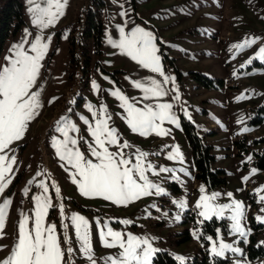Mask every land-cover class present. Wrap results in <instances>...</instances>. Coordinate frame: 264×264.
<instances>
[{
    "label": "rangeland",
    "instance_id": "1",
    "mask_svg": "<svg viewBox=\"0 0 264 264\" xmlns=\"http://www.w3.org/2000/svg\"><path fill=\"white\" fill-rule=\"evenodd\" d=\"M22 2L25 25L7 41L0 65L7 63L6 57L13 55V45L22 40L29 42L25 49L36 36H42L45 42L51 37V41L31 89L39 92L42 107L29 122L23 138L6 150L9 157L15 155L16 163L10 174L12 182L0 195V204L5 199L11 200L5 210V228L0 233V261L11 254L17 242L21 213L34 216L33 197L42 193L39 182L43 180L49 186L52 200L46 223L56 225L62 247L68 246L65 234L71 238L70 246L75 251L71 257L66 254V260L71 259L73 264H89L79 251L70 220L73 213L90 221L96 264H108L106 258L120 251L103 246L99 228L104 227L154 238L151 242L158 252H168L175 260L177 255L184 256L183 263L205 253L214 257L212 242L207 239L212 236L217 243L223 240L242 250V255L226 252L223 258L231 264L236 261L264 264V244L261 243L264 223L256 219L264 215L261 211L264 201L260 200L264 191H257L264 188V169L256 164L258 155L264 152V60L254 58L248 63L264 47V0H68L64 15L46 29L32 23L28 0ZM90 11L98 12L102 20L100 46L94 37L84 42L80 36ZM120 27L126 34L136 27L152 33L163 73L174 78L164 85L168 95L143 100L142 89H137L133 82L145 83L150 79L163 82V77L143 68L115 46L121 39ZM246 37L259 39L250 47H233ZM72 40L76 42L74 46ZM110 40L115 43H109ZM72 48L75 56L71 54ZM116 89L137 107L146 103H172L179 126L166 121L163 127L170 129L166 136L155 133L141 136L132 132L124 118L125 110L120 107L122 102L111 94ZM89 104L94 106L97 116L92 115ZM102 105L107 106V114L111 116L109 125L118 130L120 143L127 140L131 146L124 149L125 153L139 149L149 153L146 163L153 164L157 172L160 167L177 170L159 175L147 173L167 194H153L123 206L79 193L77 185L72 183L70 166L57 155L53 138L63 139V134L56 131L64 123L62 117L74 123L79 131H70L69 135L78 140L79 150L96 162L87 147L94 138L82 117L94 126L96 119L103 115ZM183 120L193 124L198 136L212 147L215 156L212 167L226 171L224 186L211 189L198 178ZM255 120L261 122L256 124ZM177 147L182 159L170 160L169 153L175 152ZM110 151H118V146H110ZM252 169L257 170L255 174ZM245 176L249 177L247 181L243 179ZM29 181L33 183L29 185ZM53 182L61 189L59 195L55 193ZM201 187L204 193L199 191ZM25 188L29 189L27 195ZM213 192L220 194L214 201L216 204H229L233 200L243 203L242 223L250 229L247 237L231 233L230 211H226L223 218L199 222L203 219L198 215L200 209L196 208L199 197ZM227 193L233 195L229 197ZM181 200L186 202L182 210L173 203ZM61 202L63 216L59 210ZM176 215L180 220L175 219ZM124 219L133 223L124 225L120 222ZM64 224L69 225L67 233Z\"/></svg>",
    "mask_w": 264,
    "mask_h": 264
},
{
    "label": "snow or ice",
    "instance_id": "2",
    "mask_svg": "<svg viewBox=\"0 0 264 264\" xmlns=\"http://www.w3.org/2000/svg\"><path fill=\"white\" fill-rule=\"evenodd\" d=\"M67 2L68 0H40V2L28 0L30 5L28 11L32 14V23L41 29L54 25L64 15ZM121 14L125 15V13ZM119 31L121 39L115 46L143 68L150 69L153 73H158L163 77V82L157 79H150L145 83L133 82L137 89H142L143 100L159 99L168 95L164 85L174 78L163 73L161 57L157 54L158 49L152 33L140 27L132 29L127 34L123 27H120ZM257 39L259 37H246L242 43L233 45V47L237 49L250 47ZM50 41L51 37H48V42H45L42 36H36L29 47L25 49V44L29 42L27 39L22 40L21 43L13 45V55L6 57L7 63L0 65V195L11 184L10 174L16 163L15 155L9 157L6 150L13 142L23 138L29 122L39 114L38 110L42 107L39 92L31 91V89L36 84L43 67L42 61L48 51ZM109 43L115 42L110 40ZM254 58L264 60V47H261L256 57L250 58L248 63H251ZM94 86L98 88V85ZM111 94L122 102L120 107L125 110L124 118L134 133L141 136L153 133L158 136H166L170 134V129L163 127L166 121L179 126L178 117L172 111V103H146L137 107L119 89L112 91ZM176 99L179 100L178 95ZM93 107L91 104L88 105L95 117L98 113L93 111ZM101 110L103 115L96 119L94 126L89 124L87 118L82 117L84 123L88 125L90 135L94 138L93 142L87 144V147L90 157H94L96 162L87 158L77 147L78 140L69 135L70 131H79L74 123L65 121V118L62 117L61 120L64 123L57 127L56 131L63 134V139L53 138V146L57 155L60 160L70 166L71 180L77 185L79 193L84 197H101L123 206L153 194H167L160 184L149 179L147 173L152 172L154 175H159L162 172L171 173L177 170L160 167L157 172L153 164L146 163L149 153L139 149L134 153H125L124 149L130 148V144L127 140L121 144L118 130L109 125L111 116L107 114V106L102 105ZM110 146H118V151H110ZM168 158L170 160L182 159L178 147L175 152L169 153ZM248 159L250 160L251 157ZM178 171H183V169ZM256 171V169H252L253 174ZM37 175L39 176L41 173H37ZM243 179L247 181L249 177L245 176ZM28 183L31 185L33 181ZM39 187L42 188V193L33 197L34 216L21 213L22 219L18 224L17 242L11 250V254L0 261V264H73L71 259L66 260V254L71 257L75 251L70 246L71 238L65 234L64 241L68 246L62 247L56 225L46 223L48 211L52 207L49 186L42 180L39 182ZM53 187L55 193L59 195L61 191L59 186L53 182ZM28 191L29 189L25 188V195ZM199 191L204 193L205 189L201 187ZM257 191H264V188L257 189ZM219 195V193L213 192L211 195L205 194L199 197L196 208L200 209L198 215L203 218L199 222L203 224L204 221L212 220L214 217L223 218L225 212L230 211L228 218L232 221L231 233L247 237L250 234V229H247L242 223L243 203L233 200L229 204H216L214 201ZM227 195L231 197L233 194L227 193ZM260 200L264 201V195L260 196ZM173 203L177 204L181 210L186 206V202L183 200L173 201ZM10 204V199H5L3 204H0V233L5 228V210ZM59 210L63 216L64 204L62 202L59 204ZM261 211L264 212V209ZM175 219L180 220V216L176 215ZM256 219L264 223V215H259ZM70 220L75 230L81 255L89 261V264H96L91 243L90 221L78 213H73ZM30 221L31 227H29ZM120 222L124 225L133 223L130 219ZM96 223L99 225L100 221L97 220ZM63 227L67 233L69 225L64 224ZM99 236L104 247L120 249L117 255L106 258L108 264H153V256L158 252L151 242V239L154 238L150 239L147 236H138L130 232L124 233L113 230L111 227L99 228ZM197 239L200 237L197 236ZM207 239L212 242L211 254L213 256L223 257L226 252L243 254L239 247H234L231 243H225L223 240L217 243L212 236H208ZM261 243L264 244V241ZM185 259L184 256H176V260L181 264ZM236 264H240V261H236Z\"/></svg>",
    "mask_w": 264,
    "mask_h": 264
},
{
    "label": "trees",
    "instance_id": "3",
    "mask_svg": "<svg viewBox=\"0 0 264 264\" xmlns=\"http://www.w3.org/2000/svg\"><path fill=\"white\" fill-rule=\"evenodd\" d=\"M24 25V4L22 0H0V57L9 38L17 35ZM102 26L99 13L90 11L87 16L85 27L80 34L81 38L86 42L94 37L97 46H100L103 31ZM75 43V40H72L73 46ZM86 45L87 43L84 44V46ZM71 54L75 56L73 48L71 49ZM71 61L73 62L72 58ZM84 61L88 63L87 60ZM260 122L261 120L254 121L256 124ZM182 124L190 144L198 178L211 189L224 186L227 183L226 171L224 169H214L212 167L213 161L215 160L212 147L198 136L193 124L186 120H183ZM262 141H264V138ZM256 164L258 168L264 169V152L258 155ZM251 255L253 256V253H251ZM153 264L181 263L177 262L168 252H158L153 258ZM183 264H231V262L223 257L214 256L211 258L205 253L197 255L192 261Z\"/></svg>",
    "mask_w": 264,
    "mask_h": 264
}]
</instances>
